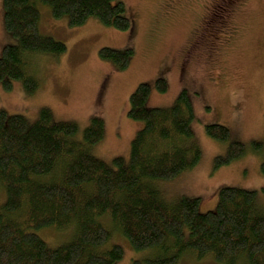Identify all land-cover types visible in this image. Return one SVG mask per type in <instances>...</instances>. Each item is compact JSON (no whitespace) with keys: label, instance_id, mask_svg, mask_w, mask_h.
Wrapping results in <instances>:
<instances>
[{"label":"trees","instance_id":"1","mask_svg":"<svg viewBox=\"0 0 264 264\" xmlns=\"http://www.w3.org/2000/svg\"><path fill=\"white\" fill-rule=\"evenodd\" d=\"M41 5L54 18H67L70 26L91 17L119 31L132 26L121 0H3L5 29L15 40L0 56L5 91L21 81L27 94L36 93L40 82L31 59L57 58L68 50L64 42L41 34ZM133 53L102 48L99 55L123 71ZM155 87L165 93L168 83L159 78ZM150 94L149 84L132 93L128 116L144 127L131 144L128 163L117 157L113 166L92 151L105 137L100 118L92 119L78 142L73 140L78 125L55 121L49 109L34 123L24 115L0 112V190L7 195L0 209V264H118L125 254L110 244L113 231L137 251L159 253L134 264H178L192 254L198 260L210 254L221 264H264V215L257 191L223 187L217 209L204 214L197 198H183L172 207L163 201L155 184L194 169L202 151L191 142L195 111L189 93L183 91L166 109H149ZM205 131L219 142L231 138L221 125ZM244 155V144L230 142L227 155L215 159V169ZM261 170L264 174V163ZM45 228L74 229V234L52 249L37 234Z\"/></svg>","mask_w":264,"mask_h":264},{"label":"rangeland","instance_id":"2","mask_svg":"<svg viewBox=\"0 0 264 264\" xmlns=\"http://www.w3.org/2000/svg\"><path fill=\"white\" fill-rule=\"evenodd\" d=\"M121 1L132 22L127 31L107 27L94 17L81 26H70L67 18H54L50 8L41 5V34L64 42L68 50L57 58L31 59V71L40 82L36 93L27 94L21 81H15L11 91L0 86V112L24 115L34 123L43 109H49L55 121L78 125L73 137L78 142L92 119L100 118L105 137L92 151L113 166L117 157L128 163L131 144L144 127L128 116L130 97L137 87L151 86L149 109L171 108L187 91L195 111L191 142L202 154L194 169L155 184L163 201L172 207L183 198H197L199 212L204 214L217 209L221 188L233 187L257 191L258 209L264 215V0ZM225 9L230 10L223 24L212 30V13ZM4 22L0 0V56L6 45L15 43ZM102 48L131 49L129 67L119 71L101 59ZM159 78L168 83L165 93L155 87ZM209 125L228 128L229 142L209 137L205 131ZM230 142L244 144L245 155L215 169V159L227 155ZM6 199V191L0 190V209ZM104 222L111 227L108 219ZM118 232L113 231L110 243L124 250L118 264H134L159 254L135 250ZM37 234L55 249L72 240L74 229L45 228ZM178 264L221 263L210 254L203 260L192 254Z\"/></svg>","mask_w":264,"mask_h":264},{"label":"flooded vegetation","instance_id":"3","mask_svg":"<svg viewBox=\"0 0 264 264\" xmlns=\"http://www.w3.org/2000/svg\"><path fill=\"white\" fill-rule=\"evenodd\" d=\"M229 10L230 9H225L224 12L218 11L216 13H212V15H213L212 17L213 18L211 19V24H210L212 30L215 29V27L218 26L217 25L218 23L223 24L225 16L227 15V12H229ZM210 35L214 36V34H210ZM191 57H192V54H189L188 55L189 61H190Z\"/></svg>","mask_w":264,"mask_h":264}]
</instances>
